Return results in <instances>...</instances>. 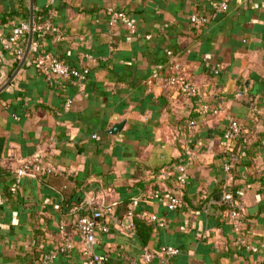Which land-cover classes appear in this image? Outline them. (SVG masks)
<instances>
[{
  "label": "crops",
  "instance_id": "obj_1",
  "mask_svg": "<svg viewBox=\"0 0 264 264\" xmlns=\"http://www.w3.org/2000/svg\"><path fill=\"white\" fill-rule=\"evenodd\" d=\"M216 1L34 0V14L44 11L54 28L34 32L0 91V264H32L48 251L51 264H87L91 251L105 253L104 264H132L162 244L179 252L144 264H264V0H230L213 15ZM110 8L124 10L136 32L112 24ZM192 14L209 21L195 25ZM29 16L30 0H0V88L24 55L11 46L12 29ZM28 37L16 41L24 52ZM44 49L88 65L87 80L47 78L35 63ZM218 62L215 73L207 63ZM178 69L200 94L167 82ZM230 118L242 132L227 139ZM36 154L64 171H27L12 191L17 168ZM226 190L243 204L242 235L257 249L235 243ZM175 194L181 204L169 209ZM125 199L129 211L117 210ZM96 208L110 230L92 244L76 225Z\"/></svg>",
  "mask_w": 264,
  "mask_h": 264
},
{
  "label": "built area",
  "instance_id": "obj_2",
  "mask_svg": "<svg viewBox=\"0 0 264 264\" xmlns=\"http://www.w3.org/2000/svg\"><path fill=\"white\" fill-rule=\"evenodd\" d=\"M230 0H217L214 4L213 15H217L219 12H225L229 9ZM110 22L112 24H117L119 22L123 23L130 32H136V24L132 18L121 9L110 8L109 10ZM191 21L195 25H203L209 21V16L192 14ZM54 28L53 22L51 19L47 18L34 23V31H48ZM30 30V21L22 20L19 24L14 25L10 40L12 42L11 46L14 48L18 57H22L24 54V49L16 45V41L20 38L21 35L29 32ZM168 54H172L171 50L167 51ZM91 57V55L89 54ZM35 63L38 67V70L45 75L47 78H75L79 82H85L90 74V67L85 66H74L66 61H64L59 55L50 51V50H40L35 55ZM212 71L218 73L222 68L221 63H207ZM167 82L170 85L176 86L179 88L186 96L194 97L200 94V89L197 84L190 81L185 77V75L178 69L168 74ZM72 104V99H68L66 106L69 107ZM203 111L205 112H219L220 108H211L208 105H203ZM191 126L196 124L194 119L190 122ZM242 132V126L240 122L235 118H230L229 122L223 132L225 138L230 139L239 135ZM226 169H229V164L225 165ZM181 171L184 170V167L180 165L178 167ZM27 171H33L41 174L49 173H62L64 168L61 165L51 164L45 162L41 154H36V156L27 161L23 166L17 168L15 172V183L11 186L12 191H16L20 185V178ZM182 182H186L187 178L185 176L181 177ZM182 198L180 194L171 195L167 198V207L169 209H175L181 204ZM221 203L226 205L227 211V220L231 223L234 228L237 236L235 243L239 246L246 247L251 250L257 249L256 246L249 243L246 238L242 235V214L244 212L243 204L237 199L234 193L230 190H226L223 193ZM104 209L96 208L93 209L90 213H85L81 215L77 220V229L79 233L90 243H96L98 240V235L100 232H107L110 230V226L103 220ZM152 218H156V215H153ZM60 227L63 231L66 230L65 223H61ZM157 252L164 253L167 257H171L179 252V249L175 246L162 244L158 250L152 248H145L144 251L138 258H133L131 260L132 264H144L145 262L151 261L156 255ZM56 256L55 251L42 252L38 257L34 258L32 264H51L53 259ZM107 255L105 253L91 251L87 260V264H104L107 260Z\"/></svg>",
  "mask_w": 264,
  "mask_h": 264
},
{
  "label": "water",
  "instance_id": "obj_3",
  "mask_svg": "<svg viewBox=\"0 0 264 264\" xmlns=\"http://www.w3.org/2000/svg\"><path fill=\"white\" fill-rule=\"evenodd\" d=\"M29 21H30V30H29V37H28V43H27V47L26 50L24 52V55L22 57V60L16 70V72L11 76L10 80L0 88V91L6 87L8 85V83L12 80V78L15 76V74L17 73V71L20 69V67L23 65V63L25 62L28 53L30 52L31 46H32V42H33V37H34V23H35V14H34V0H30V16H29ZM124 120L115 123L110 129L109 132L111 133H118L120 131V129L123 127L124 125Z\"/></svg>",
  "mask_w": 264,
  "mask_h": 264
},
{
  "label": "trees",
  "instance_id": "obj_4",
  "mask_svg": "<svg viewBox=\"0 0 264 264\" xmlns=\"http://www.w3.org/2000/svg\"><path fill=\"white\" fill-rule=\"evenodd\" d=\"M43 15H46L44 13V11H42L41 13L40 12H38V13L36 12L35 13V24H37L38 22H40V20H42L43 18H45V16H43ZM35 32H37V30H35ZM129 201H131V200L130 199H125V200H120V201L116 202L117 205H118V209L117 210H119V207H120L122 209V212H128L129 211V207H128V202ZM222 208L224 209L225 214H226L227 213V211H226V205L225 204H222ZM117 213H119V211H117ZM245 218H246V214L243 212V214H242V222H244ZM226 219H227V214H226ZM141 223H142L141 222V219L139 217L135 216L134 217L135 227L136 228H139L140 225H141Z\"/></svg>",
  "mask_w": 264,
  "mask_h": 264
}]
</instances>
